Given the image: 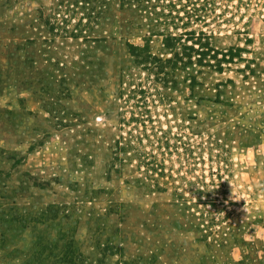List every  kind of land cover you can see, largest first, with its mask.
Instances as JSON below:
<instances>
[{"label": "rangeland", "instance_id": "1", "mask_svg": "<svg viewBox=\"0 0 264 264\" xmlns=\"http://www.w3.org/2000/svg\"><path fill=\"white\" fill-rule=\"evenodd\" d=\"M0 264H264V0H0Z\"/></svg>", "mask_w": 264, "mask_h": 264}, {"label": "clouds", "instance_id": "2", "mask_svg": "<svg viewBox=\"0 0 264 264\" xmlns=\"http://www.w3.org/2000/svg\"><path fill=\"white\" fill-rule=\"evenodd\" d=\"M245 211H246V208H245Z\"/></svg>", "mask_w": 264, "mask_h": 264}]
</instances>
